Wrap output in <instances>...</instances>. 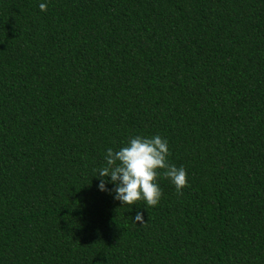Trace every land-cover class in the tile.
I'll use <instances>...</instances> for the list:
<instances>
[{
	"label": "trees",
	"instance_id": "16d2710c",
	"mask_svg": "<svg viewBox=\"0 0 264 264\" xmlns=\"http://www.w3.org/2000/svg\"><path fill=\"white\" fill-rule=\"evenodd\" d=\"M137 135L154 207L98 188ZM0 264H264V0H0Z\"/></svg>",
	"mask_w": 264,
	"mask_h": 264
},
{
	"label": "clouds",
	"instance_id": "9594fccd",
	"mask_svg": "<svg viewBox=\"0 0 264 264\" xmlns=\"http://www.w3.org/2000/svg\"><path fill=\"white\" fill-rule=\"evenodd\" d=\"M41 11H47V4L39 5ZM170 155L167 139L160 135L145 137L137 135L119 150L107 149L106 165L99 169L98 188L102 192L114 194V199L122 205H135L145 201L148 206L158 205L162 197V189L157 183L163 169V175L170 178L178 193L187 186V172L168 163ZM110 178V179H109ZM107 183L115 185L108 189ZM135 223H146L144 213L137 211L133 218Z\"/></svg>",
	"mask_w": 264,
	"mask_h": 264
}]
</instances>
